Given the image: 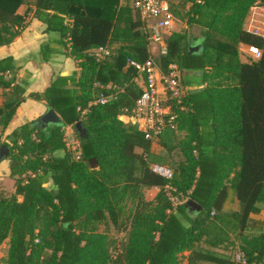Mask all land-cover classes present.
I'll use <instances>...</instances> for the list:
<instances>
[{
    "label": "trees",
    "instance_id": "trees-1",
    "mask_svg": "<svg viewBox=\"0 0 264 264\" xmlns=\"http://www.w3.org/2000/svg\"><path fill=\"white\" fill-rule=\"evenodd\" d=\"M257 1L186 0V24L201 28V45L194 48L185 33L173 32L166 39L167 54L156 58L163 74L177 64L181 72L198 74L186 85L202 86L173 106L177 131L164 132L156 142L165 151L159 166L176 157L167 166L169 179L150 169L152 143L119 120L141 94L137 74L125 60L142 64L149 57L138 14L120 0H101L98 8L86 0H15L12 10L0 6V47L21 34L32 14L47 32L59 33L69 55L80 60L78 76L57 77L33 95L62 125L37 119L0 144L8 150L3 159L14 181V193L0 197V246L7 242L0 263L182 264L185 258L186 264H264V232L240 233L249 215L264 205V37L243 28ZM21 5L27 7L22 15ZM239 44L260 50V58L241 63ZM101 47L112 55L97 62L90 52ZM17 69L11 57L0 60V88L14 83ZM24 93L14 86L4 95L1 131ZM100 95L113 98L94 103ZM78 123L82 133L74 128ZM68 126L79 141L77 157L63 140ZM151 188L158 192L149 201L144 191ZM228 189L239 211L223 214ZM110 228L124 238L117 242ZM230 234L244 263L197 248L204 237L229 242Z\"/></svg>",
    "mask_w": 264,
    "mask_h": 264
},
{
    "label": "crops",
    "instance_id": "crops-1",
    "mask_svg": "<svg viewBox=\"0 0 264 264\" xmlns=\"http://www.w3.org/2000/svg\"><path fill=\"white\" fill-rule=\"evenodd\" d=\"M120 3L123 4L121 0ZM86 4L87 6L98 8L101 6V0H86ZM0 6L8 10H12L15 7V0H0ZM26 8L27 7L25 5H21L17 8V13L20 15L24 14ZM243 28L250 33L255 30L264 33V9L256 7L252 8L245 19ZM199 29L200 35L196 38H190L191 44L194 45V48L201 45L202 30L200 27ZM249 48L250 47L247 45L239 44V60L241 63L255 61L253 56L248 52ZM92 52L93 51L90 53ZM8 57L12 58L18 69L15 73L14 83H12V85L8 88H0V106H2L4 102V95L9 94L10 88L14 86H21L25 89V93L23 95L24 101L20 102L15 107L11 121L7 128L4 131L0 130V144H2L15 129L37 119L40 120L45 112L50 109L45 101L37 100L33 97V95L42 94L57 77H69L72 75L78 76L80 72L78 65L80 60H77L69 55V49L61 43L60 34L57 32H47L45 24L33 18L32 14H30L26 19V25L21 34L16 37L11 44L0 47V60ZM184 73L192 75L191 79L195 78V76L198 77L197 73ZM182 74L183 72L181 73V77ZM9 78L10 75H5L6 80ZM141 83V79H138L137 84L140 86ZM109 88L110 85H108L105 89ZM198 88H202V86L200 85L197 87L196 84H192L191 86L185 85L186 92L196 90ZM120 117H122V121L125 123L130 122L128 116ZM135 151L137 153L142 152L141 149L138 148ZM61 154V152L57 153V155ZM164 155L165 151L160 149L156 142H152L150 152L148 153V158L152 160V164H161L160 162L164 159ZM156 158L159 161H157ZM1 161L0 176L9 178L13 181L9 173V162L6 160L4 161L3 158ZM46 187L49 190H56L51 183H48ZM149 190H156L158 192L157 188H151ZM12 193H14V190ZM156 193H154L153 198ZM153 198L150 200H153ZM259 208V213L249 215L243 229L240 231L242 235L258 236L264 232V205L260 204ZM238 211L239 202L236 199L235 193L233 194L231 189H228L222 213L232 214ZM229 237V241L234 242L237 245L238 241L236 242L235 237L231 234ZM226 244V241L209 236L204 237L197 244V248L202 249V252H207L222 258V254L227 253L225 247ZM185 255L187 256L188 253H185Z\"/></svg>",
    "mask_w": 264,
    "mask_h": 264
},
{
    "label": "built area",
    "instance_id": "built-area-1",
    "mask_svg": "<svg viewBox=\"0 0 264 264\" xmlns=\"http://www.w3.org/2000/svg\"><path fill=\"white\" fill-rule=\"evenodd\" d=\"M127 4L133 12L137 13L144 31L148 34V59L140 64L131 59H126L125 64L134 69L136 77L134 81L140 85L141 94L136 100L134 107L129 111V121L137 130L144 134L149 142H157L159 137L166 131H177L176 115L173 106L179 105L185 89L181 85V70L177 64H171L167 72L163 74L156 61L158 56L167 54L166 39L171 33L176 32V20L172 3L169 0H121ZM196 4H201L202 0H194ZM256 8L264 9V0H258ZM253 7V8H254ZM252 34L264 37V33L253 31ZM156 52V55L154 54ZM248 52L256 61L261 56V51L250 47ZM97 62H102L112 54L108 48L94 49L91 53ZM95 87H101L95 84ZM110 97L100 95L94 102L105 104ZM127 112V111H126ZM63 130V140L66 148L76 157L79 155V141L77 140L72 126ZM150 169L167 179L171 178V171L165 167L151 164ZM215 215L214 212L211 214ZM236 263H244L245 258L242 252L236 255Z\"/></svg>",
    "mask_w": 264,
    "mask_h": 264
},
{
    "label": "rangeland",
    "instance_id": "rangeland-1",
    "mask_svg": "<svg viewBox=\"0 0 264 264\" xmlns=\"http://www.w3.org/2000/svg\"><path fill=\"white\" fill-rule=\"evenodd\" d=\"M172 5H173V9L175 10V12H177L175 14V29L176 32H181V33H185L187 38H196L200 35V29L197 26H189L186 24V19H185V11L186 8H188L190 6V3H187L186 0H169ZM156 55V52L154 53ZM192 75H188L185 74L183 72L182 77H181V85L183 86V88L185 89V83L188 79H191ZM174 161H176V157L175 156H171V158L164 160V165L163 167L170 166ZM13 187H14V181L10 180L9 178H5L3 176H0V197H5V196H10L13 193ZM157 191L154 190H145L144 191V195L145 198L147 200H150L151 198H153L154 193H156ZM231 192L234 194V191L231 189ZM109 234L110 236H112L117 242H120L123 238H124V233L118 232L116 230H114L113 228H110L109 230ZM237 242V239H235ZM226 247V251L227 253L222 254L224 258L230 260V261H234L236 260V255L239 253V243H237V245L234 242H227V244L225 245ZM6 252H7V242H5L4 244H2L0 246V259L4 258L6 256ZM186 256V255H185ZM182 264H186V260L185 258H183V260L181 261ZM2 264V263H0ZM197 264H210V263H205V262H201V263H197Z\"/></svg>",
    "mask_w": 264,
    "mask_h": 264
},
{
    "label": "water",
    "instance_id": "water-1",
    "mask_svg": "<svg viewBox=\"0 0 264 264\" xmlns=\"http://www.w3.org/2000/svg\"><path fill=\"white\" fill-rule=\"evenodd\" d=\"M119 120H122V117H119ZM41 122H44L45 124L48 125H62V119L60 116L53 110V109H48L45 114L40 118ZM74 128L79 132L82 133V128L81 124L78 123L74 126ZM7 153V148L6 147H1L0 148V160L3 158V155ZM188 206L192 207L196 211H200L201 207L198 206L195 202L189 201Z\"/></svg>",
    "mask_w": 264,
    "mask_h": 264
}]
</instances>
